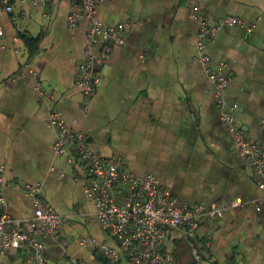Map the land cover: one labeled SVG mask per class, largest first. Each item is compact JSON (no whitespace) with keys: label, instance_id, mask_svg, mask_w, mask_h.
Listing matches in <instances>:
<instances>
[{"label":"crops","instance_id":"0c3cea01","mask_svg":"<svg viewBox=\"0 0 264 264\" xmlns=\"http://www.w3.org/2000/svg\"><path fill=\"white\" fill-rule=\"evenodd\" d=\"M0 9V213L16 219L34 214L26 184H40L55 212L68 215L58 235L24 229L46 246L57 264H133L115 262L81 238L117 246L95 216L84 192L85 163L72 151L57 154L58 133L49 124L61 113L99 154L140 176L154 174L181 206L227 207L221 215H201L194 235L186 227L169 229L163 250L169 264H264V198L254 163L240 154L232 125L249 140L264 144V0H202L211 25L221 17L245 26L221 28L207 52L213 66L227 63L230 78L216 97L215 84L197 58L199 24L192 0H105L97 15L106 24L128 23L125 43L111 61L98 66L100 81L87 112L77 86L89 21L71 27L74 0L13 1ZM249 27V28H248ZM100 49L96 50L99 54ZM36 70L45 95L36 88ZM233 108V122L224 114ZM72 147V146H71ZM241 205L231 207L232 200ZM260 208V209H258ZM32 248L0 251V264H26ZM199 255V258L196 255Z\"/></svg>","mask_w":264,"mask_h":264},{"label":"built area","instance_id":"2783aa9c","mask_svg":"<svg viewBox=\"0 0 264 264\" xmlns=\"http://www.w3.org/2000/svg\"><path fill=\"white\" fill-rule=\"evenodd\" d=\"M13 1L0 0V9L13 11ZM20 1L37 4L43 0ZM74 1L77 8L69 15L70 26H76L83 18L89 21L84 57L77 71V86L85 99L82 109L87 112L89 102L93 99L100 81L98 66L109 63L114 49L125 43L128 23L110 25L102 21L97 15V5L105 0ZM201 2L202 0H192L191 10V17L199 24L197 58L205 67L209 79L215 84L218 102L223 104L224 90L230 80L223 73L227 63L220 61L213 66V60L207 52L208 42L225 26L246 27V24L238 18L221 17L211 25L202 11ZM4 33V28L0 24V40ZM97 49L101 51L99 54L96 53ZM30 72L36 80L37 90L41 95H45L38 72L33 69H30ZM224 118L233 122V108L224 114ZM49 124L58 133L54 151L57 154L72 151L85 163L88 182L84 186V192L93 200L96 218L116 240L117 246L96 238H81L80 243L84 247L99 248L115 262L127 258L133 264H169L172 256L163 250V241L169 229L186 227L188 234L194 235L201 215L214 217L223 214L227 209L217 205L181 206L171 190L154 174L137 175L128 169H121L115 160L99 154L89 145L81 132L72 130L60 112L51 113ZM262 124L264 127V119ZM231 129L236 134L240 154L248 157L255 165L260 176L258 187L264 198V144L258 146L249 140L245 132L236 125H232ZM4 171L5 164L0 158V185L7 182ZM22 191L30 198L34 214L28 219H16L6 212L0 213V251L32 248L34 254L25 258L26 264H57L45 255V244L36 240L34 234L25 230L23 225H29L34 231L58 235L64 224L69 221V216L55 212L46 204L40 184H26ZM0 204L2 207L6 205L3 196L0 197ZM229 205L238 207L241 200H232ZM195 255L199 258V255Z\"/></svg>","mask_w":264,"mask_h":264}]
</instances>
